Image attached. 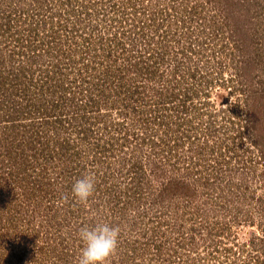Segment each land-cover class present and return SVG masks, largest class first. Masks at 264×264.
Returning a JSON list of instances; mask_svg holds the SVG:
<instances>
[{"label":"rangeland","instance_id":"rangeland-1","mask_svg":"<svg viewBox=\"0 0 264 264\" xmlns=\"http://www.w3.org/2000/svg\"><path fill=\"white\" fill-rule=\"evenodd\" d=\"M66 2L0 0V264H264V0Z\"/></svg>","mask_w":264,"mask_h":264},{"label":"clouds","instance_id":"clouds-1","mask_svg":"<svg viewBox=\"0 0 264 264\" xmlns=\"http://www.w3.org/2000/svg\"><path fill=\"white\" fill-rule=\"evenodd\" d=\"M94 189V176L86 174L72 184L71 199L75 203L87 204ZM68 200V195L60 198L62 203H67ZM77 234L82 242L77 264H106L118 247L120 228L109 223H97L93 226H81Z\"/></svg>","mask_w":264,"mask_h":264},{"label":"trees","instance_id":"trees-1","mask_svg":"<svg viewBox=\"0 0 264 264\" xmlns=\"http://www.w3.org/2000/svg\"><path fill=\"white\" fill-rule=\"evenodd\" d=\"M61 2H62V4H64L67 0H60ZM68 2H71V1H68ZM67 3V2H66ZM6 24H8V23H5V25ZM3 24H2V22H0V27L2 26ZM4 25V26H5ZM142 44H144V42H143V39H142ZM31 52V51H30ZM31 53H34V52H31ZM25 56H28V52H26L25 53ZM123 56L122 55H120V58H122ZM126 58L127 59H125V60H128V61H130V57H129V55H127L126 56ZM138 66V63H134V66ZM174 97H176V95L174 96ZM153 146H156L154 143L152 144ZM157 154H159V155H161V152H159V153H157ZM174 189H175V187H174ZM174 189L172 190V186H171V182L168 180V182H166L163 186H162V188H161V190H160V193H159V196H160V198H159V200L160 201H162L163 200V198L164 197H169V196H171V195H173V192H175L174 191ZM228 264H229V261H228Z\"/></svg>","mask_w":264,"mask_h":264}]
</instances>
